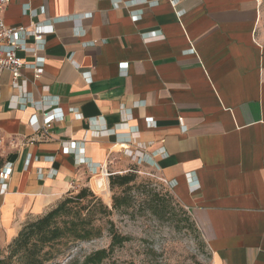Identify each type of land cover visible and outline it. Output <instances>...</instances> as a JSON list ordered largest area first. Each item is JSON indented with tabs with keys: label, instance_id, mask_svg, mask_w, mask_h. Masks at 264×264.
<instances>
[{
	"label": "crops",
	"instance_id": "0c3cea01",
	"mask_svg": "<svg viewBox=\"0 0 264 264\" xmlns=\"http://www.w3.org/2000/svg\"><path fill=\"white\" fill-rule=\"evenodd\" d=\"M263 18L264 0H10L7 26L45 33L18 37L26 86L0 73V247L138 166L172 182L215 264H264Z\"/></svg>",
	"mask_w": 264,
	"mask_h": 264
},
{
	"label": "rangeland",
	"instance_id": "374dc122",
	"mask_svg": "<svg viewBox=\"0 0 264 264\" xmlns=\"http://www.w3.org/2000/svg\"><path fill=\"white\" fill-rule=\"evenodd\" d=\"M260 35L264 41V18ZM128 173L133 174L134 180L124 186H111V174L108 176V199L88 187L112 211L108 216L97 211L95 223L102 228V235L57 245L56 249L65 250L63 255L46 264H64L73 257L82 260L94 250L108 248L111 243L110 220L129 240L116 247L102 264H215L201 230L189 209L175 196L171 184L153 170H142L138 166L122 174ZM114 196H123L129 205L115 209ZM95 203L96 199L88 196L80 203H71V206L98 208ZM81 212L85 215L87 210ZM3 250L7 252V245Z\"/></svg>",
	"mask_w": 264,
	"mask_h": 264
},
{
	"label": "trees",
	"instance_id": "16d2710c",
	"mask_svg": "<svg viewBox=\"0 0 264 264\" xmlns=\"http://www.w3.org/2000/svg\"><path fill=\"white\" fill-rule=\"evenodd\" d=\"M4 165V160L0 156V170ZM133 180L134 176L131 173L110 175L111 186H124ZM88 196L96 199L95 204L98 208H72L71 203H80ZM123 205H129L128 199L114 196V208L120 209ZM82 209L87 210L85 215L82 214ZM97 211L107 216L112 212L88 187H82L75 195H67L46 214L27 222L7 245V252L3 250L4 247H0V264H46L63 255L65 250L60 247L56 249L57 245H68L72 241L100 237L102 228L95 223ZM109 232L111 243L108 248L94 250L82 260L73 257L64 264H102L116 247L122 246L129 240L115 229L112 220H110Z\"/></svg>",
	"mask_w": 264,
	"mask_h": 264
},
{
	"label": "built area",
	"instance_id": "2783aa9c",
	"mask_svg": "<svg viewBox=\"0 0 264 264\" xmlns=\"http://www.w3.org/2000/svg\"><path fill=\"white\" fill-rule=\"evenodd\" d=\"M10 0H0V73L9 71L12 74L13 85L16 87L26 86L28 83L21 72L22 68L26 66V62L18 55V51L24 49L25 45L19 41V36L26 34H33L38 44H43L44 33L43 28L37 24H33L31 28L25 26L9 27L4 20V12ZM44 59L33 65L36 75L43 72ZM21 81V82H20ZM53 115L49 112L44 113L43 122L39 125V129L45 134L49 135L50 128L52 127ZM12 172L11 164H5L0 170V181L6 182L10 179ZM106 176L110 174L106 171ZM167 181V180H165ZM168 182V181H167ZM172 185V182H169Z\"/></svg>",
	"mask_w": 264,
	"mask_h": 264
},
{
	"label": "bare ground",
	"instance_id": "6f19581e",
	"mask_svg": "<svg viewBox=\"0 0 264 264\" xmlns=\"http://www.w3.org/2000/svg\"><path fill=\"white\" fill-rule=\"evenodd\" d=\"M106 177H107L106 174L103 173V177L98 180V184L94 185V189L96 190V192L99 195H102L108 199L110 196V193H109L110 191H109L108 186H107V178Z\"/></svg>",
	"mask_w": 264,
	"mask_h": 264
}]
</instances>
